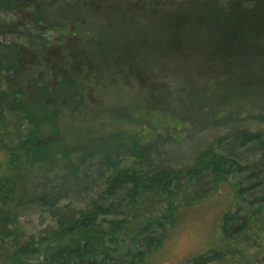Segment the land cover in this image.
<instances>
[{
	"label": "trees",
	"instance_id": "trees-1",
	"mask_svg": "<svg viewBox=\"0 0 264 264\" xmlns=\"http://www.w3.org/2000/svg\"><path fill=\"white\" fill-rule=\"evenodd\" d=\"M51 34L60 37L55 47ZM127 89L131 105L106 103L110 91ZM107 113L211 128L245 113L264 121V0H0V123L17 117L24 126L0 134L13 173L1 200L30 186L58 217L54 230L12 243L5 264H157L179 208L222 187L230 200L216 243L183 264H247L258 254L264 129L232 128L187 165L141 156L120 168L130 132L105 129ZM87 163L104 167L102 184L84 207L60 210L69 199L60 173Z\"/></svg>",
	"mask_w": 264,
	"mask_h": 264
},
{
	"label": "rangeland",
	"instance_id": "rangeland-1",
	"mask_svg": "<svg viewBox=\"0 0 264 264\" xmlns=\"http://www.w3.org/2000/svg\"><path fill=\"white\" fill-rule=\"evenodd\" d=\"M1 16L7 18L4 14ZM1 40L5 43L11 41V38L2 36ZM49 41L55 47V43L60 42V37L51 34ZM93 46L92 48L95 49ZM118 50H120L118 47L113 49L114 53ZM114 53L107 54L103 58L104 61L111 64ZM100 60L101 58L95 59L97 63H102ZM25 75L24 72H21L19 77L23 78ZM131 102H133V96L129 89L121 93L118 90L110 91L106 97L107 104H117L120 109L131 105ZM110 114H105L99 120L106 123L105 129L110 130L115 126H120V128L130 132V136H127L126 139V145L120 147L117 152L119 155L116 160H121L119 161L120 168L138 166L139 164L136 163L140 162L138 158L141 156L153 160L155 164L162 162L174 167L187 165L212 139L227 133L232 128L246 126L252 130L264 129V121L258 118L245 119L248 116L247 113L239 118L244 121L236 122L234 126L226 120L220 119L215 124L218 125L215 128H211L210 125L206 126V122L176 123L173 121L166 122L161 118L159 120L147 118L146 121L141 122L140 117L133 115L130 119L124 120L122 118L121 121L120 119L113 121L115 119H112ZM17 125L21 130L24 129L17 117L6 119L0 123V134L4 135L6 131L16 129ZM7 156V151L0 152V185L2 182L6 183L5 179L13 174L7 167ZM116 166L118 163L113 167ZM103 169L104 167H99L93 163L80 165L76 174L72 168L70 170L63 169L57 180V187L61 186L63 190H68L69 199L59 201L57 204L59 209L65 210L66 205L74 211L84 207L97 191L98 186L102 184L98 173ZM111 171L112 169L109 170V172ZM63 172L66 173L64 182L61 178ZM5 185L9 184L6 183ZM21 185H18L17 190L8 197L6 202L1 200L0 195V218L3 214L7 215L5 223L2 224V227L5 228H1L2 234H0V264L8 262L12 243H23L30 238H38L58 226V217L52 215L51 210L34 201L30 186L26 187L27 194L22 193L23 186L21 188ZM229 200L228 189L222 187L207 199L189 207L179 208L175 226L169 230L166 242L155 256V258L157 257L155 259L157 264H183L188 258L214 246L219 235L221 212ZM260 244L258 254L249 258L246 261L247 264H264V242Z\"/></svg>",
	"mask_w": 264,
	"mask_h": 264
}]
</instances>
